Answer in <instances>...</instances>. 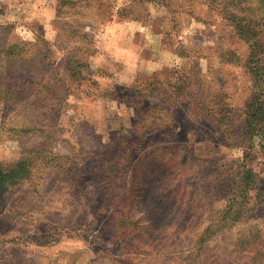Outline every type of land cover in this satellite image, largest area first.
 I'll use <instances>...</instances> for the list:
<instances>
[{"label": "rangeland", "instance_id": "1", "mask_svg": "<svg viewBox=\"0 0 264 264\" xmlns=\"http://www.w3.org/2000/svg\"><path fill=\"white\" fill-rule=\"evenodd\" d=\"M256 49L264 0H0V264H264Z\"/></svg>", "mask_w": 264, "mask_h": 264}, {"label": "trees", "instance_id": "2", "mask_svg": "<svg viewBox=\"0 0 264 264\" xmlns=\"http://www.w3.org/2000/svg\"><path fill=\"white\" fill-rule=\"evenodd\" d=\"M238 29L241 30L242 35H245L247 39L250 38L253 40L255 45V47L253 46L254 48H259L263 46L259 38V35L261 33L256 32L255 28H247L245 26H240V28L238 27ZM250 63L254 64L251 68V71L254 77L255 87L258 88V92H256L253 101L246 107L247 117L244 120L243 125L245 129V134H247L250 139H254L257 136H264V127L262 128V121L264 120V92L261 87L264 83V62L262 59L259 58V52L257 49L256 53L254 52V54L251 55ZM1 170L3 169L0 168V175L5 176L6 174H4ZM244 175L248 176L246 180H254L255 178V175L249 171L245 172ZM229 225L230 223L228 221H223L220 224V228L216 231L224 232L225 228Z\"/></svg>", "mask_w": 264, "mask_h": 264}, {"label": "crops", "instance_id": "3", "mask_svg": "<svg viewBox=\"0 0 264 264\" xmlns=\"http://www.w3.org/2000/svg\"><path fill=\"white\" fill-rule=\"evenodd\" d=\"M137 33L139 34V32H136V34H137Z\"/></svg>", "mask_w": 264, "mask_h": 264}]
</instances>
